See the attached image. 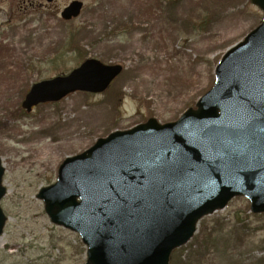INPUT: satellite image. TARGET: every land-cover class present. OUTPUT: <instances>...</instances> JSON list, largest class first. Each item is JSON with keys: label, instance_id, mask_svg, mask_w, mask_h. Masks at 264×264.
Instances as JSON below:
<instances>
[{"label": "rangeland", "instance_id": "obj_1", "mask_svg": "<svg viewBox=\"0 0 264 264\" xmlns=\"http://www.w3.org/2000/svg\"><path fill=\"white\" fill-rule=\"evenodd\" d=\"M71 1L0 0V159L7 191L0 264H84L80 237L49 221L39 189L55 183L64 159L98 139L148 119L171 123L193 109L213 86L223 54L262 19L249 0H174L171 9L158 0H78L80 16L64 23L59 13ZM90 58L123 68L106 91L74 93L29 114L20 110L33 84L67 75ZM258 260H264V213H251L237 197L201 219L169 264Z\"/></svg>", "mask_w": 264, "mask_h": 264}, {"label": "water", "instance_id": "obj_2", "mask_svg": "<svg viewBox=\"0 0 264 264\" xmlns=\"http://www.w3.org/2000/svg\"><path fill=\"white\" fill-rule=\"evenodd\" d=\"M249 1L262 21L223 55L195 109L98 139L66 158L56 182L38 192L50 222L80 236L85 264H168L197 221L233 197L264 212V0ZM81 9L74 0L60 18L75 19ZM121 71L87 59L67 76L32 85L21 108L102 93ZM3 173L0 162V201ZM5 221L0 208V236Z\"/></svg>", "mask_w": 264, "mask_h": 264}, {"label": "trees", "instance_id": "obj_3", "mask_svg": "<svg viewBox=\"0 0 264 264\" xmlns=\"http://www.w3.org/2000/svg\"><path fill=\"white\" fill-rule=\"evenodd\" d=\"M157 3H158L159 6L164 5V6L167 7L168 9L173 8L174 5H175L174 0H158ZM26 6H27V7H31L30 2H29V4H26ZM203 22H205V21H203ZM69 42H71L70 44H72V43H73V40H69ZM19 111H20V110H17L16 113H18ZM207 236H210V238H211L212 233L209 232V233L207 234ZM254 264H255V263H254ZM257 264H264V260H262V261H261V260H258Z\"/></svg>", "mask_w": 264, "mask_h": 264}]
</instances>
